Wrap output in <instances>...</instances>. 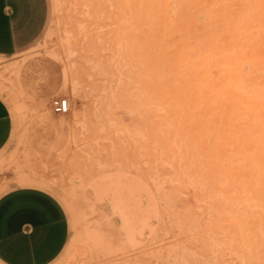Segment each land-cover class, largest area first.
<instances>
[{"label": "rangeland", "instance_id": "1", "mask_svg": "<svg viewBox=\"0 0 264 264\" xmlns=\"http://www.w3.org/2000/svg\"><path fill=\"white\" fill-rule=\"evenodd\" d=\"M47 4L37 38L0 56L12 116L0 183L41 187L63 205L68 239L48 264H264V156L256 155L264 135L252 142L249 184H235L239 176L213 167L219 129L199 133L172 88L163 99L152 94L155 74L167 85L164 58L174 48L191 60L209 49L240 92L250 77L264 84V70L235 66L228 28L246 24L256 0ZM55 95L69 98L67 113L51 110Z\"/></svg>", "mask_w": 264, "mask_h": 264}, {"label": "bare ground", "instance_id": "2", "mask_svg": "<svg viewBox=\"0 0 264 264\" xmlns=\"http://www.w3.org/2000/svg\"><path fill=\"white\" fill-rule=\"evenodd\" d=\"M242 18L247 20L246 24L240 25L235 20L234 25L231 24L228 27L232 31L234 30V35L233 33V36L231 35V43L240 54V60L235 63V66L238 68L242 62H249L254 66V69L257 68L261 73L264 70V0H256V10L253 9L249 16L248 12L244 13ZM252 30H256L257 35H253ZM170 31L172 32V30ZM215 44H217L215 41L212 42L211 48L217 47ZM221 44L219 45L221 46ZM241 46L244 48L240 49ZM164 47L165 49L171 48L170 45ZM210 53L209 49L203 50L196 60H191L174 48L170 56L164 58L168 63L165 65L167 70L163 66L169 78L168 86H165V81L158 80L160 78L157 77L160 75L155 74L156 81L155 83L151 82V84L153 83L152 94H154L152 96L163 99L168 95L167 89L172 88L173 102L176 104L184 102L186 105H190L198 132L202 130V135L207 138L214 129H219L214 145L216 158L213 167L221 175L234 173V176L240 177L234 178V183L247 186L249 184L247 176L252 170L254 156L252 142L256 135H264V130H262L264 127L261 128L264 126V84L261 81L263 77H250L245 86L246 89L244 92H240L237 90V81H234V78L226 79L221 69L219 70L212 64L213 56ZM157 61L156 59L154 66ZM185 61L188 63L186 66L184 65ZM158 63L160 64V62ZM226 63L234 64L233 61H226ZM152 70L154 69L152 68ZM224 71L227 70L224 69ZM189 74L187 79L186 76ZM148 83L145 81V84L149 86ZM73 89L75 90V88ZM257 126H260L261 130H257L259 128ZM262 147H258L259 152L256 154L258 159L264 156V150L261 151ZM220 157H224V160Z\"/></svg>", "mask_w": 264, "mask_h": 264}, {"label": "crops", "instance_id": "3", "mask_svg": "<svg viewBox=\"0 0 264 264\" xmlns=\"http://www.w3.org/2000/svg\"><path fill=\"white\" fill-rule=\"evenodd\" d=\"M47 0H0V56L30 44L42 31ZM12 116L0 95V149L9 139ZM69 223L63 205L37 186L0 183V262L48 264L64 248Z\"/></svg>", "mask_w": 264, "mask_h": 264}, {"label": "built area", "instance_id": "4", "mask_svg": "<svg viewBox=\"0 0 264 264\" xmlns=\"http://www.w3.org/2000/svg\"><path fill=\"white\" fill-rule=\"evenodd\" d=\"M51 110L54 113L64 114L70 110V100L63 95H55L51 99Z\"/></svg>", "mask_w": 264, "mask_h": 264}]
</instances>
